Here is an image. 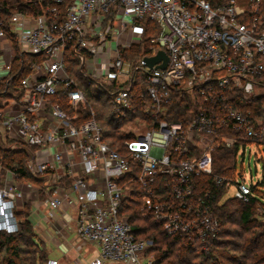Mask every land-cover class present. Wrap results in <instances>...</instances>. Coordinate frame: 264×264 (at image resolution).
I'll return each mask as SVG.
<instances>
[{"label":"built area","instance_id":"obj_1","mask_svg":"<svg viewBox=\"0 0 264 264\" xmlns=\"http://www.w3.org/2000/svg\"><path fill=\"white\" fill-rule=\"evenodd\" d=\"M8 9L0 0V52L10 53L2 80L13 77L16 59H31L18 93L0 107V145L26 151L47 216L74 211L77 239L97 248L88 264H154L145 255L152 240L137 235L123 211L136 196L168 237L208 252L219 237L217 195L243 203L253 195L235 167L215 172V149L254 144L264 155V120L245 108L264 98V0H22ZM149 24L157 28L147 35L150 51L131 64L122 51L141 42ZM159 51L164 68V59L147 66L143 58ZM69 58L109 97L118 122L149 119L123 150L106 137ZM181 96L194 107L188 121L168 110ZM3 171L0 232L15 234L21 185L30 181Z\"/></svg>","mask_w":264,"mask_h":264},{"label":"trees","instance_id":"obj_2","mask_svg":"<svg viewBox=\"0 0 264 264\" xmlns=\"http://www.w3.org/2000/svg\"><path fill=\"white\" fill-rule=\"evenodd\" d=\"M21 1L22 0H1V3L4 10H9L8 8H10L12 4H16ZM28 9L29 11L36 10L34 7ZM156 29V26H152L149 24L146 26L144 33L149 36L148 33H155ZM147 35L144 41L132 45L128 51H122V57L125 59L126 54H130L131 57H135L134 61L132 62L134 64L140 59V57L149 52L150 49ZM14 63L17 64H12V71L10 75L13 77L10 79V81H0L1 99L11 96L14 93L13 90L17 91L16 93H18L17 85L19 77L26 75L30 71L29 65H27L24 60L17 61L16 59ZM84 87L90 101L92 97L91 91H89V88L86 87V85ZM140 91H142V88H137V93ZM1 105L2 103H0V107ZM92 106L95 109V106ZM245 108L251 109L254 112L255 116H258L262 113H260V111L262 110V104L259 102V99L254 101L252 104L245 106ZM188 109L191 111L189 115L186 111ZM168 110L170 113L171 111H174V114H172V119H182L183 121H188L192 116L194 107L192 104H190L188 99L186 102V97L181 96L176 97L172 100V102L168 106ZM95 118L98 119L97 109L95 110ZM108 120L113 122L114 120L118 121V117L110 112ZM122 121H119L120 123L116 124V126L113 125V130L110 133L105 132V135L110 140L111 145L117 149L123 148L124 141H126L127 138H130L129 134L117 131V128L118 126H121ZM109 136H111V138ZM217 150V153H213L214 170L216 173L225 174L223 170H225L228 162H231L232 167H234L237 148L233 150L231 149V151L227 149ZM26 157L27 153L24 149L11 150L8 147L6 148L5 146L0 145V164L2 165V167L15 171L21 179L33 181L32 177L25 169L24 162ZM206 180L208 183L210 182V179L207 178ZM37 183L39 182L37 181ZM254 189L257 188H255L254 185H251L253 195L250 197L247 203H243L232 198H224L222 193L217 195L216 200L213 204V212L218 220L219 227H221L223 224L232 222V216L234 214H237V225L240 227V231L236 232H238V237L242 238L243 242L241 244H238L217 239V241L212 244L208 252L201 251L200 249L194 250V248L184 245L177 238L168 237L163 232L158 223L154 222L149 215L143 213L140 201L137 199H135V201L133 199L134 197L129 198L128 202L124 206L123 211H125V209L127 210L128 218L131 223L136 219H140L141 221H143L142 227L133 225V228L137 235H142L148 232L147 236L143 238L152 240V244H160L159 247L156 248L157 250H159V255L155 257V264H161L164 260H167V258L170 259L166 264H191L192 259L195 258L194 255H198L197 257L205 256L206 259H208L211 256L210 251L212 249L217 250L220 247H229L230 252L231 250H233L239 255V257L237 258L236 255H233V253L232 255L228 256L221 254V259L222 257L225 258L224 256H226L227 259L230 258L229 260L231 262H233L231 260L232 258L239 260L240 264H264V223L258 222L254 217V205L259 201V198L256 196ZM17 214L20 219L19 231L15 234H6L0 232V254H2V256L0 257V264H35V256H29L28 258H25L24 255L32 252L29 251L31 247L40 248V245L36 240V234L33 231L30 222H28L26 219H23L24 214ZM162 246L165 247L164 250L160 249V247ZM34 252L36 251H33V253ZM193 252L198 253L194 254ZM199 264H206V262ZM211 264L223 263L219 262L218 260V262H212Z\"/></svg>","mask_w":264,"mask_h":264},{"label":"rangeland","instance_id":"obj_3","mask_svg":"<svg viewBox=\"0 0 264 264\" xmlns=\"http://www.w3.org/2000/svg\"><path fill=\"white\" fill-rule=\"evenodd\" d=\"M145 33H142L141 35V39L140 41H144V39L146 38ZM134 45V44H133ZM10 53L4 54L0 52V65L3 64L5 61L10 59L9 56ZM17 54V53H16ZM12 55H15V53H12ZM24 61L26 63H28V61H30V57L24 56ZM135 57H131L130 54H126L125 59L128 60L131 64H133L132 62L134 61ZM17 64L13 62V65ZM68 68L70 73L80 82V84L84 87L86 85V87L89 88V91H91L92 97L90 99L91 104L95 106V110L97 109V114H98V121L99 123L105 128V131L108 133H110L113 130V125L116 126V124H119L120 122H118L117 120L113 121H109L108 120V116L109 113L112 111V107L109 103V97L104 94L100 89L95 88L92 85H89L84 79L83 77L79 74L78 72V68H79V62L77 60H75L74 58H69L68 59ZM4 69L2 68V66H0V76L2 74H4ZM24 76V75H23ZM13 92L16 94L17 91ZM4 102V98H0V103ZM187 102V99H186ZM262 104V110L260 111V115H258L257 117L264 120V98L261 99L259 101ZM188 115L191 113V111L188 109L186 110ZM171 114H174V111H171ZM170 114V115H171ZM149 124V119L148 118H142L140 116L136 117V118H131V119H124L122 121L121 126H118L117 131L121 132V133H125V134H129L130 138L132 137V132H144L145 129L148 127ZM111 138V136H109ZM130 138H127L126 141H128ZM124 141V144L125 142ZM217 149H227L230 150L231 149H235L234 147H225V146H221V148H217ZM215 149L214 154L218 152V150ZM120 150H123V148H121ZM237 155H236V160L234 163V167L236 170V173H242V177L243 179L249 183L252 182L255 186L254 189L255 190V194L256 196L259 198V201L255 203L254 205V209H255V219L258 222H263L264 223V155H262V148L261 147H257L254 144H248L245 148V151L243 152L242 147H240L239 149H237ZM217 151V152H216ZM2 166V165H1ZM1 171L4 169V167H1ZM233 171V167H232V163L228 162V165L226 166L224 173L226 175H229L232 173ZM3 176V175H2ZM4 178V177H3ZM30 184L27 185H21V187L23 188L24 191V202H22V205L24 206L23 209V213L25 214L26 212V208L29 207L30 205H37L40 204L41 201L43 200V191L39 190L40 184L36 183L32 180H29ZM20 182H22V180L20 179ZM233 192V188H230L229 191L227 192L226 196L231 195V193ZM132 197V196H131ZM135 198H133L134 200L137 199L139 200L136 196H133ZM225 198V197H224ZM136 201V200H135ZM125 214H127V210L125 209ZM128 215V214H127ZM232 222L227 223V224H223L221 227H219V237L218 239H220L221 241H230L232 243H238L241 244L243 242L242 238L238 237V232L240 231V227L237 225V219H238V215L234 214L232 216ZM133 225H138V226H143V221H141L140 219H136L134 221H132ZM44 227H47L45 224L43 225ZM221 229V230H220ZM258 229V228H257ZM50 231H52L49 228ZM37 231L41 232L40 229H37ZM222 231V232H220ZM227 231V232H224ZM230 231V232H228ZM238 231V232H236ZM224 232V233H223ZM230 233V234H229ZM148 232L139 235L140 237H145L147 236ZM47 235V234H46ZM38 236V235H37ZM42 237V236H41ZM46 237V236H45ZM43 237V238H45ZM36 240L38 241L40 248H36V247H31L29 251H32L29 254H23L25 256V258H28L29 256H35L36 258V262L35 264H48V260H49V256H56L57 253L56 251L51 248L52 252L49 254L48 252V248H46L44 241H42V239H39V237H36ZM82 244V242H80ZM79 243V244H80ZM160 244H151L150 247L147 248L145 255L147 257L152 258L155 261V257L157 255H159V250H157L156 248L159 247ZM164 246L160 247L161 250H164ZM176 250V247H175ZM196 250V249H194ZM33 251H36L33 253ZM198 251V250H197ZM194 254H197L198 252H193ZM236 255V257L238 258L239 255L237 254V252H234L233 250H231V252L229 251V247L223 248L220 247L217 250L212 249L210 251L211 256L206 259L205 256H199L198 255H194L195 258L192 259V263L191 264H199V263H204L206 262V264H211L212 262H222L223 264H240L239 260L236 259H231L233 262H231L229 259L230 258H226V256H224L225 258L220 257L221 254L224 255ZM2 256V254H0V257ZM77 258H82L80 257V255H78ZM186 258V257H185ZM203 258V259H202ZM51 259V258H50ZM91 259V256H89L88 258H82L81 260L83 262H88V260ZM170 258H167V260H164L161 264H166L168 263L167 261ZM51 260H55L57 262V264H79V262H81L80 260H76L71 256L65 255L62 258H58L55 257L54 259ZM90 262V261H89ZM249 263V262H248ZM87 264V263H85ZM155 264V263H154Z\"/></svg>","mask_w":264,"mask_h":264},{"label":"crops","instance_id":"obj_4","mask_svg":"<svg viewBox=\"0 0 264 264\" xmlns=\"http://www.w3.org/2000/svg\"><path fill=\"white\" fill-rule=\"evenodd\" d=\"M4 76L5 73L0 76V81H2ZM0 172V174L3 175L4 171L2 170ZM23 209L24 206L20 207L18 213L21 215L24 214ZM25 214L23 219L30 222L36 237H39V239L44 241L49 254L52 252L51 248L56 251L57 255L49 256V259H54L55 257L62 258L65 255H68L71 257L74 256L76 260H80L83 264H88L89 261L96 256V246L93 244L83 243L77 239L74 233V211L67 210L66 214L62 213L56 218H50L47 216L46 207L43 204H37L27 207ZM44 224L47 227H44ZM49 228L52 231H50ZM37 229H40L41 232L37 231ZM80 242H82V244ZM78 255L85 259L91 256V259L88 260V262H83L81 260L82 258H77Z\"/></svg>","mask_w":264,"mask_h":264},{"label":"water","instance_id":"obj_5","mask_svg":"<svg viewBox=\"0 0 264 264\" xmlns=\"http://www.w3.org/2000/svg\"><path fill=\"white\" fill-rule=\"evenodd\" d=\"M160 59H164V62L160 65L161 68H164L165 66V61H166V56L165 54L162 52V51H159L155 56L153 57H146V58H143V61L145 62V64L147 66H152L153 64L157 63ZM83 63V58L81 57V64ZM80 71H82L80 69Z\"/></svg>","mask_w":264,"mask_h":264}]
</instances>
